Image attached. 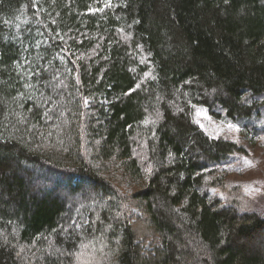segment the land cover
<instances>
[{
  "label": "trees",
  "instance_id": "trees-1",
  "mask_svg": "<svg viewBox=\"0 0 264 264\" xmlns=\"http://www.w3.org/2000/svg\"><path fill=\"white\" fill-rule=\"evenodd\" d=\"M261 96L264 0H0V264H264L192 107Z\"/></svg>",
  "mask_w": 264,
  "mask_h": 264
},
{
  "label": "rangeland",
  "instance_id": "rangeland-1",
  "mask_svg": "<svg viewBox=\"0 0 264 264\" xmlns=\"http://www.w3.org/2000/svg\"><path fill=\"white\" fill-rule=\"evenodd\" d=\"M257 100L259 103L263 102V106L260 114L255 118L241 119L238 122L218 119L212 116L206 107L199 105L193 108V117L195 121L199 120L200 124L205 126L202 129L208 135L233 140L244 150L233 153L217 166L224 170L226 190L214 186L213 189L208 190V195L218 197L224 206H229L232 201H236V206L240 211H255L264 216V97L261 96ZM85 101L88 104L90 100L86 98ZM196 109H203L199 117L195 115ZM228 124L234 125L237 130H229ZM246 125H256L259 130H262L254 133L248 130L251 126L246 129ZM124 191L129 192L128 189ZM131 210L132 221L136 216H141L139 209L132 207ZM256 236L258 238L254 239L252 244L260 247L263 245L261 243H264V238L258 233ZM139 240L143 241L144 250H152L154 245L150 239L140 238Z\"/></svg>",
  "mask_w": 264,
  "mask_h": 264
},
{
  "label": "snow or ice",
  "instance_id": "snow-or-ice-1",
  "mask_svg": "<svg viewBox=\"0 0 264 264\" xmlns=\"http://www.w3.org/2000/svg\"><path fill=\"white\" fill-rule=\"evenodd\" d=\"M225 3H227V0H225ZM109 6H110V4H108V3L105 4V7H109ZM98 10H99V11H103V9H98ZM137 87H139V85H137ZM85 103H87V101H85ZM192 107L195 108V105H193ZM179 110L182 111V109H179ZM202 112H203V109H196L195 115H196L197 117H199V116L202 114ZM205 118H206V117H205ZM195 122H196L197 124H200V121H199V120H196ZM200 127L203 128V127H205V126H204L203 124H200ZM227 127H228L229 130H237V129L235 128V126L232 125V124H228ZM245 163H249V162H248V161H245Z\"/></svg>",
  "mask_w": 264,
  "mask_h": 264
}]
</instances>
